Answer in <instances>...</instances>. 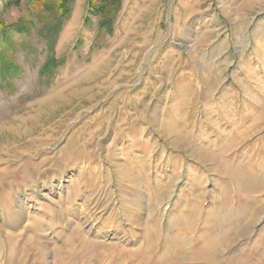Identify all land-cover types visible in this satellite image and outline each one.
<instances>
[{
	"label": "rangeland",
	"instance_id": "rangeland-1",
	"mask_svg": "<svg viewBox=\"0 0 264 264\" xmlns=\"http://www.w3.org/2000/svg\"><path fill=\"white\" fill-rule=\"evenodd\" d=\"M113 2L0 0V264L257 259L264 0Z\"/></svg>",
	"mask_w": 264,
	"mask_h": 264
},
{
	"label": "trees",
	"instance_id": "trees-1",
	"mask_svg": "<svg viewBox=\"0 0 264 264\" xmlns=\"http://www.w3.org/2000/svg\"><path fill=\"white\" fill-rule=\"evenodd\" d=\"M108 1H111L112 4L114 3L113 0H108ZM19 2L20 0H10V3H13V5L15 6H18ZM26 2H29L30 4H32L33 8H37V7L41 8L42 12H45L46 15H53L54 17H56L57 18L56 20L59 21V25L56 22V26L51 28L53 31H55L61 25L63 18H66L70 14L71 5L74 2V0H26ZM8 5L9 4H7L6 6ZM104 12H105V9L99 6L97 9V13L104 14ZM23 25H25L23 20L16 21L10 25H7V23H5L4 21L1 22L0 20V31L3 33L4 31H9L8 30L9 27L13 29H17L18 27L23 26ZM0 59H1V69L8 70L10 68V65H9L10 59L8 60L2 54L0 56Z\"/></svg>",
	"mask_w": 264,
	"mask_h": 264
},
{
	"label": "bare ground",
	"instance_id": "bare-ground-1",
	"mask_svg": "<svg viewBox=\"0 0 264 264\" xmlns=\"http://www.w3.org/2000/svg\"><path fill=\"white\" fill-rule=\"evenodd\" d=\"M70 28L71 27H67L66 30H68ZM30 165H33V164L30 163V162H27V161L25 162V166L30 167ZM11 167H12V165H6L1 171H6L7 169H9ZM238 173H239V176L240 177H245L246 174L249 173V171H247V170H241ZM211 248H212V245L209 242H207V241L206 242H203L201 244V246L198 247V249H197L198 255H196V256L200 260V262H198L197 264H206V260L207 259L211 260V258H210V256L212 257V255L210 254L211 253ZM208 251H210V253ZM10 254H11V256H13V255L15 256L16 255V253H13L12 251H11ZM8 256H9V252H8ZM20 259L21 260H24L21 257L19 258V260ZM236 262H237V264H264V253L262 255L258 256L257 259H254L253 256L251 255V253L247 252L244 255L240 256L236 260ZM22 264H25V261Z\"/></svg>",
	"mask_w": 264,
	"mask_h": 264
}]
</instances>
